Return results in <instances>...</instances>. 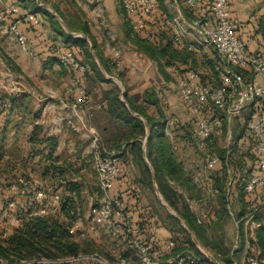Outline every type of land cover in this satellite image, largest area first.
I'll use <instances>...</instances> for the list:
<instances>
[{
  "label": "trees",
  "instance_id": "trees-1",
  "mask_svg": "<svg viewBox=\"0 0 264 264\" xmlns=\"http://www.w3.org/2000/svg\"><path fill=\"white\" fill-rule=\"evenodd\" d=\"M24 13L39 12L45 15L50 23L54 33L53 35H62L65 37V42L70 44L67 51H72L80 63L87 67V72L84 75V80L89 82V85L94 89L101 84H112L110 80L104 75L100 66L96 62L91 53V48L94 51L99 63L102 65L106 73L111 77H116L123 83V75L118 70L116 62L104 56L101 50V45L98 44L94 38L91 29L100 26L102 18H96L93 21H86L85 24L79 20L70 17L65 10L57 4V0H40L43 4L52 5V9L65 22L68 30L71 33H80L84 38H74L67 34L59 21L47 9H40L35 0H17ZM181 7L184 9L187 16L191 15L192 20L196 17L192 15V11L186 7V0H179ZM232 0H230L231 2ZM94 2L97 3L96 0ZM99 4V3H97ZM119 11L123 20V43L130 44L140 54H144L147 58L156 65L159 75L163 78L165 83L173 81L170 69L181 70L184 74L179 78H183L188 71H195L200 75L201 83L218 87L220 86L219 73L217 72V57L214 60L205 57L201 59L199 51L202 49L200 45H196L193 51L189 50L190 43L184 39L177 40L176 29L173 25H166L163 29L159 25L162 21H172L174 18L170 15L168 7L164 0H158L157 17L155 20L146 19L150 31L153 33L154 41L148 40L144 35L136 34L133 30L132 20L126 13L124 8V0H117ZM94 6V5H93ZM194 13V12H193ZM81 19H83L80 16ZM103 18L108 22L103 15ZM198 18V17H197ZM20 22L26 26V30L36 31L33 23L26 19H21ZM255 22V23H254ZM105 32H109L110 27L105 28L101 26ZM245 28L250 30L248 37L255 38L257 36L263 39L260 49L264 48V19L258 18L256 21H248L245 23ZM24 34L23 30H19ZM39 36L44 32L42 27H38ZM41 37V36H40ZM48 35L45 39L46 45L50 42ZM107 38V37H105ZM29 40V39H28ZM260 45V46H261ZM55 49L50 46L48 50ZM54 52V51H52ZM8 67L18 74H23L21 67L12 59L6 56ZM51 63L58 64V66L71 77V73L60 63L59 57L52 60ZM86 90V89H85ZM88 96L92 93L86 90ZM101 109L105 113V124L99 125L100 139L98 141V150L100 152L114 153L115 158L123 167L124 172L120 177L128 176L129 195L134 200V207L140 210L139 192L141 189H153L155 184L160 191L163 199L168 206L176 213L178 217L185 223L186 227L195 236V238L204 247H210L214 251L213 257L222 264H231L232 256L230 250L225 246L224 241L210 242L208 239V227L206 224L198 222L200 203L207 200L212 194H216L219 201L220 210L219 224L223 222L228 214L227 206L232 203L230 195L233 193L234 200L240 206L239 216L236 220L239 221L254 207L255 202L251 197L244 193L243 185L249 178L251 164L255 161L252 153V142H245L234 148L218 147V139L227 136V122L225 121L218 134L208 143L206 153L198 149L196 140L193 137L194 118L193 121L188 122V125L179 126L177 119H169L164 111L159 91L155 87L145 90L142 95L137 98L129 95L126 88V95L124 102L121 100V90L118 87L103 91ZM178 95V94H177ZM30 96L8 97L0 95V180L6 176L5 183H9L10 178L15 179V183H11L9 190L13 184H16L20 178L29 179L28 174L24 171L16 175V167L20 162L16 159L14 154L17 151L16 144H11L10 140L19 139L24 131L25 125L30 119L29 123L33 125L31 135L26 138V142L32 147H44L48 149L44 157L48 161L45 167L43 177L49 175V172L55 174L52 176L54 181H59L62 178V172L65 168L71 171L80 172L74 163L63 161L61 165L56 164L60 161L58 157L54 156L55 150L59 145V139L55 135L47 136L44 133L43 125H41L40 116L38 112H33L29 109L27 101ZM181 99V98H180ZM186 110L188 109L191 116L192 111L183 103ZM134 112L138 116L132 114ZM154 113V115H153ZM17 116L22 121L14 122ZM14 117V118H13ZM144 121L148 123L150 134L144 152V141L147 137V129ZM171 122V123H170ZM242 131L245 133L246 127L243 122L240 123ZM72 127V126H71ZM169 129L170 135H166L165 130ZM190 138L198 155L203 158L205 163V170L203 173L189 169L185 162V156L182 155V144ZM10 144V145H9ZM12 147V148H11ZM186 147V146H184ZM237 147V148H236ZM221 148V149H220ZM7 149H10L7 151ZM19 154V153H18ZM217 155L220 162L216 168L206 170L207 155ZM29 155V154H28ZM131 168V169H130ZM133 170V171H132ZM236 172V185H230L233 174L229 171ZM23 171V170H22ZM60 173L59 175L57 173ZM129 173V174H128ZM134 175V179L130 180L129 175ZM80 175V173H79ZM201 175V176H200ZM15 176V178L13 177ZM57 176V177H56ZM81 179V177H79ZM198 181H195V179ZM119 179V178H118ZM12 180V179H11ZM155 180V182H154ZM60 183L62 181H59ZM64 186V185H63ZM66 188V187H65ZM67 192L71 193V197L60 196L59 203L56 206L54 213L47 215H35L33 212L38 210L29 208L25 204V209L19 212L16 217L20 225L11 230V233L5 236L7 232L3 227H0V259H3L7 264H39L35 261L44 260L56 262V264H71L69 262H60L78 256H91L96 252L95 240L97 238L77 239V236L72 233L71 228L78 220V211L80 210L81 194L83 188L80 184L69 183L67 185ZM230 193V195H228ZM64 197V198H63ZM120 199H124L120 196ZM125 202V201H124ZM25 203V202H24ZM127 205V204H126ZM142 205V204H141ZM143 206V205H142ZM128 208V206H127ZM129 211V208H128ZM131 213V211H129ZM142 212V213H141ZM138 222L145 242L158 246L161 243H154L151 241L150 227L161 224L162 227L168 229L170 238L175 245V249L171 256L177 254L190 253L195 251L196 256L201 253L197 251L191 235L181 227L182 233L186 242H180V234H176L170 226L171 223L180 226V222L172 215L165 218L156 213V210L142 207ZM255 220H258L255 219ZM209 223V222H208ZM113 237V236H112ZM88 239V238H87ZM85 240V241H82ZM114 244L106 246L111 253L113 259L108 261L114 263L116 261L115 254L121 251L123 255L121 258L127 261H136V254L127 238L123 235L114 238ZM165 240V241H166ZM255 241L264 256V225L256 230ZM218 242V243H217ZM117 255V254H116ZM100 256V255H99ZM102 258V257H101ZM90 260L81 262L80 264H89Z\"/></svg>",
  "mask_w": 264,
  "mask_h": 264
},
{
  "label": "built area",
  "instance_id": "built-area-1",
  "mask_svg": "<svg viewBox=\"0 0 264 264\" xmlns=\"http://www.w3.org/2000/svg\"><path fill=\"white\" fill-rule=\"evenodd\" d=\"M93 4V0H89ZM186 7L192 12L196 9L204 11L192 21L191 27L199 30L201 46L211 47L217 57V72L219 73L220 86H210L201 83L200 75L195 71H188L178 81L177 93L182 102L192 111L194 117L193 137L197 142L198 149L206 153L209 142L218 134L224 122H227V137L232 139V123L236 119H242L241 113L245 110L250 112L248 118H243L245 124V142H252L255 172L244 183V193L255 202L251 212H248L238 221L248 226L239 229L237 241L232 247L231 264H239L235 259L237 252L242 251L241 264H264V256L256 241V230L264 225V48L263 39L259 36L254 39L248 37L250 30L245 28V23L235 20L230 12V0H186ZM126 13L132 20L133 30L136 34L144 35L148 40L154 41L153 33L147 25L146 19L155 20L157 17L158 0H124ZM95 17L102 18L100 27L108 28L107 21L103 18L104 11L98 4L94 8ZM200 14V13H198ZM26 19L37 27H41V21L35 12H26L19 16ZM256 18V17H255ZM264 19V3L261 8V16ZM9 26L19 45L23 50H28L30 41L19 32L20 20ZM258 18L253 19L256 21ZM255 23V22H254ZM173 25L177 29L179 23L172 21H160L163 29L166 25ZM248 33V34H247ZM46 32L40 34L45 37ZM177 40L184 36L176 32ZM197 43V44H198ZM261 45V46H260ZM195 44L189 45L193 51ZM115 50V55H118ZM60 63L71 73L72 86L75 88V98L78 105H87L90 101L85 90L84 75L87 67L80 63L72 51H65L59 55ZM116 62V61H115ZM116 65L119 64L116 62ZM171 123V122H170ZM166 135H170L168 128ZM90 145L95 158L98 175V201L90 204L87 216L79 217L71 228L73 234L80 239L97 238L98 229L104 228L113 237L124 236L134 249L137 260L127 261L119 255H115L116 261L110 263L98 255L78 256L60 262L80 264L87 260L95 264H216L211 254L201 251L200 256L190 253L171 256L175 249L172 240H166L158 246L147 243L143 239L142 230L138 222L128 211L126 203L113 194V186L124 172L123 167L114 157V153L100 152L98 150V136L96 133L88 135ZM220 162L217 155H207L206 170L214 169ZM230 175L232 171H229ZM201 176V175H200ZM195 181H198L196 178ZM234 185L231 179L230 187ZM11 193L24 198L29 208L38 206L35 215H47L56 211L60 195L35 188L30 179L20 178L11 187ZM50 193V194H48ZM230 195V193L228 194ZM52 203H55L53 205ZM14 201L7 203L4 210L5 217L10 218V211L15 207ZM258 220H255L257 219ZM15 223L10 224L13 228L20 225L17 217ZM88 224V229H83V223ZM201 224V219L198 221ZM250 224V226H249ZM11 229V230H12ZM11 232H5V236ZM39 264H53L50 261H35ZM219 264H222L218 261ZM0 264H7L0 259ZM56 264V262H54Z\"/></svg>",
  "mask_w": 264,
  "mask_h": 264
},
{
  "label": "rangeland",
  "instance_id": "rangeland-1",
  "mask_svg": "<svg viewBox=\"0 0 264 264\" xmlns=\"http://www.w3.org/2000/svg\"><path fill=\"white\" fill-rule=\"evenodd\" d=\"M52 1V0H51ZM94 1V0H93ZM167 1L168 3H165V5L170 9L171 11H175V5L171 0H164V2ZM53 2H55L53 0ZM57 4L61 6L63 10L67 12V14L70 17H74L77 19L76 16L79 17V20L82 22V24H85L87 20L86 12L93 7V9L98 6L96 2L93 4L89 3V0H57ZM94 5V6H93ZM52 6V5H50ZM3 13V10L0 6V18L2 17L1 14ZM80 16L83 17V19L80 18ZM18 19H21L18 17ZM57 19V18H56ZM17 21L14 22V24ZM4 23L3 20H0V95L2 96H8V97H19V96H30L29 101L26 102L29 105V109L33 110V112H37L39 110V103L37 100L32 99L33 96H42L45 98V101L49 99V97H54L56 92L60 88V84L58 83L55 78L52 77L50 69H43V67L37 63H32L30 66L27 64H22L20 62V59H23L24 52H27V50H23L22 47L19 45L17 38L15 34L9 30L6 29V27L2 26L1 24ZM13 24V23H12ZM68 29V28H67ZM15 36H12V34ZM20 32V31H19ZM110 32V33H109ZM109 32H106L105 37H107L108 42L111 45H118L117 38L113 35L114 31L113 29ZM24 35V34H23ZM26 36V35H25ZM10 37V38H8ZM208 56H210L212 53L207 50L205 52ZM6 56L15 61L22 69L23 74H18L15 71H13L10 66L8 67L6 62ZM21 64H20V63ZM23 65V66H22ZM169 72L173 75V81L169 83L160 84L158 77L157 84L153 85V87L156 88L157 91H159V96L161 100L162 107L164 111L167 114V117L169 119H177L180 123V127L183 125H188V122L193 121V116L189 113L188 109L186 110L185 106L183 105L182 100L178 95H176V90L178 87V79L184 74L180 69L177 71L175 69H170ZM136 76H139V72L135 71ZM149 73H152L150 70ZM155 77V76H154ZM117 80L111 81L112 84H101V86H97L96 89L91 87L89 84H85L86 90H90L93 94H95V98L98 99V101L103 100V91H106L108 89H113L114 87H118L119 90L126 91L125 85L119 81L116 77H113ZM159 79V80H158ZM132 81L136 82V79ZM131 86L135 85L137 88V84H134V82ZM67 89L72 90V92H75V88L72 86V82L70 79V83L68 82V85H66ZM65 87V88H66ZM141 87V86H140ZM64 88V89H65ZM131 88H134L131 87ZM33 95V96H32ZM142 95V93H137L132 96L139 98ZM42 117H44V120H41V125L45 128L46 131H44L45 134L50 133L48 132V128H50V125L57 128L59 125L58 119H56V113L52 112V114H45L42 113ZM241 116L243 118H248L250 116V112L248 110H245L241 113ZM14 118V117H13ZM242 118V119H243ZM242 119H236L232 123L231 127L233 129V135L232 139H229L227 136H223L219 138L218 141V147H227V148H234L237 145L242 144L245 141V133L242 131L241 122ZM14 122H21V119H18L17 116L13 120ZM30 119H28V122L25 125L24 131L22 132L20 138L17 140H10L11 144H16L17 142V151L19 150V154L15 152L14 156L18 157L16 160L20 162L19 166L16 167V175L21 174L25 171L28 174L29 179L34 182L35 188H41L46 191L53 192V194H59L60 196L64 197H71V193L67 192V185L69 183H77L80 184L83 188V192L81 194L82 198L80 203V210L78 211V217L87 216L90 204L93 202H97L100 193L98 192V175L96 170V164H95V158L92 153V149H88L90 145V139L85 136V138L80 137V133L77 131H68V127L63 125V131H68V136H70V139L73 141L72 143L74 146L72 148H67L66 145H58L57 149L55 150L54 156L58 157L60 161L56 162V164L61 165L63 161H69L73 162L74 166L79 169V173L77 174L74 171L69 170L68 168H65L62 172V178H59V181H62L61 183L57 180L54 181L52 176V172H49V175L43 177V172L45 171V167L48 165L47 159L44 157L46 155L48 149L44 150V147H32L29 146V144L25 141L27 137L31 135L32 126L29 123ZM47 128V129H46ZM56 132H53V135H55ZM66 137H64L65 139ZM63 139V140H64ZM68 139V137H67ZM68 140V142L70 141ZM89 141V143L87 142ZM10 145V144H9ZM186 146V147H184ZM183 151L181 152L183 156H185L186 159V166L189 169H193L196 172L203 173L205 170V163L203 158H200L198 155L192 141L190 138L186 140L184 144H182ZM12 148V147H11ZM237 148V147H236ZM221 149V148H220ZM10 149H7V151ZM237 150V149H235ZM29 154V155H28ZM131 169V168H130ZM250 171L248 174L251 176L255 172V165L251 164ZM23 170V171H22ZM133 171V170H132ZM60 174L59 172L57 173ZM129 174V173H128ZM232 176L234 181V185H236V172L235 170H232ZM61 175V174H60ZM20 176V175H19ZM249 176V177H250ZM15 178V176H13ZM57 177V176H56ZM81 177V179L79 178ZM131 177V178H130ZM7 177L4 176L0 180V227H3L6 231L11 232V229L13 226H10V224L15 223V217L16 215L26 210L25 207V201L24 198L17 194H13L9 190V186L11 183H15V179L10 178L9 183H5V179ZM130 180L134 179V175H129ZM12 179V180H11ZM133 181V180H132ZM14 185V184H13ZM64 185V186H63ZM66 187V188H65ZM50 194V193H48ZM231 204L230 206H227L228 214L221 225L219 224V215L218 212L220 210L219 207V201L216 197V194H212L207 200L200 203L198 206L199 209V215L198 218L201 219V222L206 224L208 227V239L210 242H214V240L224 241L225 246H227L230 250V253L232 251V247L235 245L237 241V234L239 232V229L246 228L248 224L245 223H239L236 220V217L239 216L240 212V206L239 204L234 200L233 193L230 195ZM63 197V198H64ZM10 201H14L15 207H13L10 211V218L5 217L6 214H4V210L7 208V203ZM139 201L140 203L147 208L155 209L156 213L159 214L161 217L165 218L167 216L172 215V213L176 214L173 210L169 211L168 208L165 206V202L163 203L160 198L157 195L156 187L153 189L144 188L141 189L139 192ZM55 205V203H52ZM27 211V210H26ZM209 222V223H208ZM170 226L175 231L176 234H180V238L178 241L180 242H186L184 238V235L182 233L181 227L183 225L180 223V226L177 224L174 225V223H171ZM250 226V224H249ZM83 229H88L87 222L83 223ZM186 230V229H185ZM187 231V230H186ZM188 232V231H187ZM174 237V235H169ZM114 238L112 235L108 234L106 229L99 228L98 229V236L94 243L96 246V252L93 253V255H100L102 259L105 261H111L113 259V255L111 256V253L106 248L110 244H114ZM168 238H165L168 239ZM78 240H80L77 237ZM192 239V237H191ZM86 240H89L86 239ZM193 240V239H192ZM81 241V240H80ZM85 241V240H82ZM198 241V240H197ZM217 242V243H218ZM194 243V241H193ZM199 246H197L195 243V247L197 251L201 253V251H205L212 256L214 255V251L210 247H204L201 245V243L198 241ZM117 255H123L121 251L116 252ZM115 254V255H116ZM192 255H197L195 251L190 252ZM89 256V257H91ZM234 259L241 264L242 260V251H239L236 253ZM89 264H95L91 261Z\"/></svg>",
  "mask_w": 264,
  "mask_h": 264
},
{
  "label": "crops",
  "instance_id": "crops-1",
  "mask_svg": "<svg viewBox=\"0 0 264 264\" xmlns=\"http://www.w3.org/2000/svg\"><path fill=\"white\" fill-rule=\"evenodd\" d=\"M37 2V0H35ZM40 1V0H39ZM97 3L102 7L105 17L108 20V26L111 27V30L113 29L114 33L113 35L115 38H117L118 45H111L107 38H105L106 32L103 28L100 26H97L96 22L93 21L96 19L95 17V10L90 8L87 12V20L93 21L95 27L91 29V32L98 42V44L101 45V50L103 51V54L105 57L112 59L116 61L119 66L118 70L123 75V84L127 88L129 95H135L137 93H144L145 90L153 87V85L157 84V77L161 80H159L160 84H164V80L159 75L157 67L155 64H153L147 56L144 54L138 53L132 45L130 44H124L123 43V34H124V28H123V20L122 15L119 11L117 0H96ZM41 2V1H40ZM173 4L175 5V11L169 10V14L173 16L174 19H176L179 23L176 32L182 34L184 36V40L190 44H196L200 45L198 42L201 39V35L199 30H195L191 27L192 24V18L191 15L187 16L185 14L184 9L181 7V3L179 0H171ZM42 3V2H41ZM165 3H168L165 1ZM264 3V0H232L230 2V12L232 17L241 22V23H247L248 21H251L253 19L259 18L261 16V8ZM43 4V3H42ZM0 6L3 10V13L1 14L0 20H3L4 23L1 25L6 27L7 30H9V26L12 25L15 21H18V17L22 14H24V10L20 7V3L17 0H0ZM52 8V6L48 5ZM39 7V6H38ZM49 11V10H48ZM201 9H196V12H192V15L197 18V16L201 15ZM204 11H202L203 13ZM38 14V17L41 21V27L44 32L47 33L48 37L49 34L54 33V31L51 28V23L49 19L43 15L42 13L36 12ZM200 13V14H198ZM82 17V16H81ZM256 17V18H255ZM83 18V17H82ZM65 24V22H64ZM61 25V24H60ZM62 26V25H61ZM63 30L67 33L66 29L67 26L65 24V27H63ZM66 28V29H65ZM36 31L32 30H26V26L19 23V30H23L24 35L29 39L30 45L28 47L27 52H24L23 59H20L19 61L22 62V64H27L30 66L32 63H37L43 67V69L47 68L50 69L52 77L55 78V80L58 81L60 84L59 90L56 92L54 97H49L48 100L45 101V98L42 96H33L32 99L37 100L39 103V110L37 111L40 116V121L43 119L44 122L46 119L42 117V113L45 112V114H52V112L56 113V119L59 121V125L57 128L50 125V128H46L48 132L46 135L50 136L53 135V132L55 133V136L59 139V144L64 146L66 145L67 148H72L74 144L73 141L70 139V136H68V131H77L80 133V137L85 136L88 137L90 133H96L98 136V140L100 139L99 134V125L105 124V113H103V110L101 109L102 100L98 101V99L95 98V94H90V101L87 105H78L76 103L75 92L70 91V89H67L66 85H68V82L70 83V77L69 74H66L59 66L58 64L51 63V61L54 59H58L59 55L67 49L70 46L68 41L65 42V37L62 35L54 36L52 35L49 37V40L51 43L50 46H54L55 49L52 47V51L50 49L48 50L47 47H49V44L46 45L44 42L45 39L40 37L38 34V27L35 28ZM68 30V29H67ZM69 31V30H68ZM70 32V31H69ZM11 33V32H10ZM110 33V32H109ZM12 34V33H11ZM69 34V33H67ZM70 35V34H69ZM12 36L15 39V36L12 34ZM71 36V35H70ZM10 38V37H8ZM16 40V39H15ZM198 43V44H197ZM201 46V45H200ZM202 49L199 51L200 58H206L205 52L209 50L212 54L208 56L207 59L214 60L215 59V51L211 47L202 46ZM115 50H118V55H115ZM19 62V63H20ZM21 64V63H20ZM21 66V65H20ZM23 66V65H22ZM152 71V73H149V71ZM135 71L139 72V76H136ZM155 76V77H154ZM173 76V75H172ZM136 79L135 81H132ZM179 81V79L177 80ZM134 82V84H137V88L134 86V88H131V86ZM85 84L88 85L89 82L86 80ZM141 86V87H140ZM66 87V88H65ZM65 88V89H64ZM86 89V88H85ZM176 95L177 90H176ZM154 115V113H153ZM47 124V122H45ZM63 125L68 127V131H63ZM72 126V127H71ZM44 128V127H43ZM73 129V130H72ZM44 131L45 128H44ZM64 137H66L64 139ZM68 137V139H67ZM64 139V140H63ZM70 141L68 142V140ZM89 143V141L87 140ZM128 176L127 177H119V179L116 181V183L113 186V194L118 197H122L127 204L129 211H131V214L133 218L136 220L139 217V214L142 209V205L140 204V210H138L136 207H134L133 204L134 200H132V196L129 194V183H128ZM142 213V212H141ZM151 231V241L154 243H163L165 241V238H168L170 235V232L168 229L161 226V224H157L156 226L150 227Z\"/></svg>",
  "mask_w": 264,
  "mask_h": 264
},
{
  "label": "water",
  "instance_id": "water-1",
  "mask_svg": "<svg viewBox=\"0 0 264 264\" xmlns=\"http://www.w3.org/2000/svg\"><path fill=\"white\" fill-rule=\"evenodd\" d=\"M37 4H38V6H39L40 9H47V10H49L53 15H55V17L57 18V20L59 21V23H60L63 27H65L64 21H63V20H62L57 14H56V12H55L51 7H49V6L46 5V4H42L39 0H37ZM65 29H66V28H65ZM66 31H67V33H69V34H70L71 36H73L74 38H84V39H86V37L83 36V35L80 34V33H71V32H69L67 29H66ZM90 50H91V53H92V55L94 56L96 62H97L98 65L100 66V69L102 70V72L104 73V75L107 77V79H108V80H111V81H114V82H115V81L117 82V80H116L115 78L109 76V75L106 73V71L104 70V68L102 67V65L99 63V61H98L96 55L94 54L93 49L91 48ZM125 95H126V91H125V90L121 91V100H122L123 102H124V96H125ZM132 114L135 115V116H138V115L135 114L134 112H132ZM138 117H140V116H138ZM144 123H145L146 129H147V137H146V139H145V141H144V152H146V146H147V142H148V139H149L150 129H149L148 123H147L146 121H144ZM154 182H155V180H154ZM155 187H156V190H157V195H158V197H159L160 200L164 203L165 200L163 199V197H162L160 191L158 190L156 184H155ZM164 204H165V206L168 208L169 211H172V209L168 206V204H167L166 202H165ZM172 216H174V217H175V218H176V219H177V220L183 225V227H184V228L189 232V234L191 235V237H192L194 243H195L197 246H199V243H198L197 239H196L195 236L190 232V230L186 227L185 223L180 219V217H178V216H177L176 214H174V213H172ZM210 256H211V258L213 259V261H214L216 264H219L218 261H217L212 255H210Z\"/></svg>",
  "mask_w": 264,
  "mask_h": 264
}]
</instances>
